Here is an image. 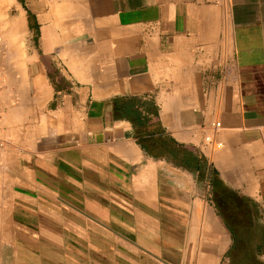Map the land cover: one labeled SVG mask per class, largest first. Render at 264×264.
Wrapping results in <instances>:
<instances>
[{
    "label": "crops",
    "instance_id": "0c3cea01",
    "mask_svg": "<svg viewBox=\"0 0 264 264\" xmlns=\"http://www.w3.org/2000/svg\"><path fill=\"white\" fill-rule=\"evenodd\" d=\"M4 2L0 264H264V0Z\"/></svg>",
    "mask_w": 264,
    "mask_h": 264
},
{
    "label": "trees",
    "instance_id": "16d2710c",
    "mask_svg": "<svg viewBox=\"0 0 264 264\" xmlns=\"http://www.w3.org/2000/svg\"><path fill=\"white\" fill-rule=\"evenodd\" d=\"M119 111L121 112V115L123 117H130L131 116V111L130 108L128 107L127 104H121L119 105ZM138 143L141 145L143 150L146 152L149 151L150 149L158 146L159 147V154L154 155V157H165L169 158L171 155L175 152L174 148L171 147L169 141H167L165 138L161 137H155L154 132H150L147 134V137L143 139H139Z\"/></svg>",
    "mask_w": 264,
    "mask_h": 264
},
{
    "label": "built area",
    "instance_id": "2783aa9c",
    "mask_svg": "<svg viewBox=\"0 0 264 264\" xmlns=\"http://www.w3.org/2000/svg\"><path fill=\"white\" fill-rule=\"evenodd\" d=\"M1 121H2V111L0 110V132H1ZM210 128L213 130H217L220 128L221 124L219 121H212L209 124ZM204 143L205 145L213 144L215 148L221 147V143L217 141H213L212 137L210 135L204 136ZM6 141L5 139L0 135V166L2 165V155L5 148Z\"/></svg>",
    "mask_w": 264,
    "mask_h": 264
},
{
    "label": "rangeland",
    "instance_id": "374dc122",
    "mask_svg": "<svg viewBox=\"0 0 264 264\" xmlns=\"http://www.w3.org/2000/svg\"><path fill=\"white\" fill-rule=\"evenodd\" d=\"M6 18V4L0 5V35H6V27L3 25V21ZM1 167V166H0Z\"/></svg>",
    "mask_w": 264,
    "mask_h": 264
},
{
    "label": "bare ground",
    "instance_id": "6f19581e",
    "mask_svg": "<svg viewBox=\"0 0 264 264\" xmlns=\"http://www.w3.org/2000/svg\"><path fill=\"white\" fill-rule=\"evenodd\" d=\"M118 151V150H117ZM137 155V154H136Z\"/></svg>",
    "mask_w": 264,
    "mask_h": 264
}]
</instances>
